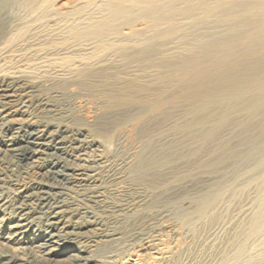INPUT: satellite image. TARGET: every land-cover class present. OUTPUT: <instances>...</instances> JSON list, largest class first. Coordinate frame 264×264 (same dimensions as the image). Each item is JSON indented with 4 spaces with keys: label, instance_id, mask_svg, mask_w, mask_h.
<instances>
[{
    "label": "bare ground",
    "instance_id": "obj_1",
    "mask_svg": "<svg viewBox=\"0 0 264 264\" xmlns=\"http://www.w3.org/2000/svg\"><path fill=\"white\" fill-rule=\"evenodd\" d=\"M0 8V264H56L68 251L65 264H264V146L247 150L234 176L172 206L170 228L154 222L168 213L151 207L170 199L159 188L164 153L118 164L83 130L13 119L27 109L37 118L54 107L53 89L120 69L125 56L210 55L190 67L195 77L234 64L237 48L250 57L264 46V0H0ZM30 171L34 183H11ZM67 189L73 195L60 204Z\"/></svg>",
    "mask_w": 264,
    "mask_h": 264
},
{
    "label": "rangeland",
    "instance_id": "obj_2",
    "mask_svg": "<svg viewBox=\"0 0 264 264\" xmlns=\"http://www.w3.org/2000/svg\"><path fill=\"white\" fill-rule=\"evenodd\" d=\"M4 14L0 8V23ZM234 56V64L222 65L204 77H195L189 69L210 55L125 56L120 69L101 70L79 87L53 89L58 92V97L52 99L54 107L38 111L32 120V109H27L13 118L15 127L30 120L83 130L118 164L134 159L141 151L164 153L159 169L165 172V182L159 188L170 199L156 201L151 207L152 212L168 213L154 222L173 228L178 220L172 206L192 201L218 181L234 176L248 165L247 150L264 146V84L260 83L264 76V46L250 57L237 48ZM250 85L248 92H240V88ZM53 90L41 88L40 94L52 97ZM70 133V140H82L75 132ZM18 138H27L30 146L36 143L35 137L27 133ZM36 177L35 171L23 172L11 177V183L15 187L30 185ZM182 182L189 185L178 192L171 190V185ZM2 185L6 187L5 196H11L14 187ZM145 190L155 191L149 186ZM72 195L67 189L56 198L61 204L70 201ZM5 219L0 214V228L6 224ZM36 227L41 229V224ZM11 245L22 246L18 241ZM70 253L57 256L56 264H65L63 260Z\"/></svg>",
    "mask_w": 264,
    "mask_h": 264
}]
</instances>
